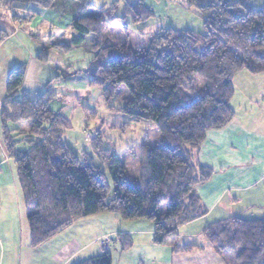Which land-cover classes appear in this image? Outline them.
I'll return each mask as SVG.
<instances>
[{
	"label": "trees",
	"instance_id": "trees-1",
	"mask_svg": "<svg viewBox=\"0 0 264 264\" xmlns=\"http://www.w3.org/2000/svg\"><path fill=\"white\" fill-rule=\"evenodd\" d=\"M56 1L0 0V6L31 4L47 9ZM182 2L202 19L204 32L165 28L140 52L126 40L111 42L104 29L116 19L144 23L153 16L150 9L140 2L124 3L121 16L115 13L117 0L107 9H95L93 0H74L78 15L72 21L76 35L70 45L93 37L94 58L84 70L89 85L102 88L110 111L130 122L150 121L159 131V146L141 145L138 182L115 153L98 146V139L99 164L86 152L75 153L64 139L69 121L49 106L51 82L43 94L31 96L22 89L24 65L9 71L0 104V136L16 163L31 247L79 218L114 212L122 220H150L155 244L172 243L177 252L203 248L199 238L177 244L176 226L198 214L195 185L212 175L209 168L191 160L190 151L208 130L224 127L232 119L234 75L242 70L264 73V4L254 8L244 0ZM5 36L0 29V42ZM70 45L56 46L66 53ZM35 58L46 63L48 54L42 48ZM195 76L203 81L199 89L191 86ZM120 85L128 89L130 99L113 107L110 101ZM20 123L27 126L26 134L18 132ZM18 135L25 140L16 139ZM103 165L112 178L110 198ZM201 234L206 245L230 264H264V217H231L206 226ZM117 243L121 250L130 247L126 236L118 235ZM76 264H112V258L106 250Z\"/></svg>",
	"mask_w": 264,
	"mask_h": 264
},
{
	"label": "crops",
	"instance_id": "crops-1",
	"mask_svg": "<svg viewBox=\"0 0 264 264\" xmlns=\"http://www.w3.org/2000/svg\"><path fill=\"white\" fill-rule=\"evenodd\" d=\"M138 1L128 0L132 3ZM141 1L144 4V0ZM75 7L74 0H58L47 9L32 5L0 6V29L7 33L0 42V49L13 42L14 50L23 55L20 47L25 49L23 42L28 41L35 44L32 47L35 53L42 48L50 52L47 63L38 61L28 52L30 69L25 70L22 88L31 96L43 94L46 83L56 76L54 73L59 74L62 63L67 60L72 74L52 85L53 95L87 96L82 106L92 108L102 91L90 86L84 73L94 58L91 50L93 37H85L81 44L73 45L66 53L56 46L69 43L76 35L72 29V21L77 17ZM158 27L155 23L144 26L145 32H155ZM51 37L61 41L52 42ZM48 39L49 44H44ZM38 78L39 86L34 87ZM251 78H255L254 75L245 70L234 75V93L230 101L234 103L237 98L241 101L230 105L232 119L224 127L208 130L200 145L190 151L191 160L209 168L212 175L207 181L195 185L198 214L176 226L177 244L199 238L202 249L177 252L172 243L155 244L152 241L154 226L150 220H122L114 212L79 218L38 247H31L16 163L6 153L0 136V264H76L106 250L111 254L112 264H230L206 245L201 233L206 226L231 217H264V90L252 95L243 88H235V83ZM32 83L34 85L30 87ZM60 113L64 116L62 108ZM118 235L131 239L128 249H120Z\"/></svg>",
	"mask_w": 264,
	"mask_h": 264
},
{
	"label": "rangeland",
	"instance_id": "rangeland-1",
	"mask_svg": "<svg viewBox=\"0 0 264 264\" xmlns=\"http://www.w3.org/2000/svg\"><path fill=\"white\" fill-rule=\"evenodd\" d=\"M113 1L115 0H94L93 3L96 6L95 9H107L112 7ZM244 1L254 8H259L264 4V0ZM138 2L142 3L141 0ZM143 2L144 4H142L144 6L146 5L145 7L150 9L153 14L152 18L145 21L144 23H149V26L151 23H155L159 26L158 29H155V32H145L146 29L144 28V23L125 24L126 20L123 21L121 19H116L110 22L104 29L105 34L110 38L111 42L123 43L126 40L130 46L137 48V50L141 52L142 49L146 48L147 45L151 42L153 35L158 34L162 29L165 28L190 30L196 34H202L204 32L202 19L195 13L194 10L185 7L182 0H144ZM124 3L133 4L132 2H128V0H117V3L115 4V13L117 15L123 16ZM27 5L31 4H24L21 6ZM77 15L78 12L75 7V16ZM14 17L16 16L14 15ZM26 19H28V17H26ZM17 20L21 19L17 18ZM128 21L129 20H127L126 22ZM140 25H144L143 28H138L140 27ZM4 33L7 34L6 31ZM50 40H52V37ZM50 40L48 39V42L46 41L44 44H49ZM58 41L61 40H52V42ZM27 42L28 41L23 42L25 49L23 47H20L21 51H23V55H19L14 50L15 47L13 48L11 45L13 42L7 43L0 49V104L2 103L6 94V83L9 71L15 66L21 64L24 65L25 70L27 67L28 70L30 69V65L28 63V52L32 53V56H35V50L34 48H32L35 44H29ZM64 44L70 45V42ZM72 46L73 45H70V48ZM44 49L48 54L49 60L50 52L47 48ZM21 59H23L24 61H21ZM61 66L62 68L59 71V74L54 73V75H56L53 77L55 81H53V78H51L47 82H51L50 91L52 95V85L62 79H66V77H68V74H72V71H69L71 67L69 66V62L67 60H64V63H62ZM252 75H254L255 78H251L249 81L242 82L240 84L237 82L235 83V88L240 87L241 90L242 88L243 90H246L245 92H248L252 95H258L261 89L264 90V73ZM192 80L193 81L191 86L196 87V89L201 88L203 84V81L201 79L195 76ZM39 82L40 78L37 79V83H35V85L34 83H32L29 86L32 87L34 85V87H37L39 86ZM100 89L102 90V88ZM86 98L87 96H85L84 98H70L67 96V94H65L58 97H55L53 95V98L50 100V108H52L53 110H58L59 113L61 112L62 108L64 116H66L67 120L69 121V126L64 129V139L68 144H70V147L74 150L75 153H77L78 155H82L84 152H86L93 157V162L95 164H99V152L97 151L95 144L98 139V146L101 149H108L110 152L115 153L117 158L124 163L127 174L135 182H138V164L141 155V145L148 144L151 148L159 146L158 129L150 121L143 120L140 122H130L126 116L114 111H110L107 105L104 103V99L101 95L99 100L97 99L93 102L94 107L89 108L88 106H86L87 108H85L83 107L84 105L82 106V104L84 103V101H86ZM129 99L130 94L128 89L124 85H120L115 91L114 97L111 98L110 105L113 107H119L120 105L126 103ZM240 101L241 99L237 98L234 103H231L230 101L229 104L235 105L236 102L239 103ZM18 127L20 128L18 131L19 133H27L28 128L25 124L20 123ZM16 139L25 140L23 135H18ZM103 169L106 173V177L109 183L108 198H110L112 196L113 187L112 178L104 165ZM163 208L164 207L160 208V210H162ZM23 212L25 215L24 209Z\"/></svg>",
	"mask_w": 264,
	"mask_h": 264
},
{
	"label": "bare ground",
	"instance_id": "bare-ground-1",
	"mask_svg": "<svg viewBox=\"0 0 264 264\" xmlns=\"http://www.w3.org/2000/svg\"><path fill=\"white\" fill-rule=\"evenodd\" d=\"M130 237V236H129ZM131 240V239H130ZM132 242V241H131Z\"/></svg>",
	"mask_w": 264,
	"mask_h": 264
}]
</instances>
